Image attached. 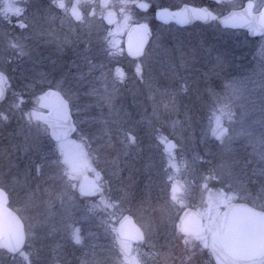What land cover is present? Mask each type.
Masks as SVG:
<instances>
[{
    "label": "rangeland",
    "instance_id": "374dc122",
    "mask_svg": "<svg viewBox=\"0 0 264 264\" xmlns=\"http://www.w3.org/2000/svg\"><path fill=\"white\" fill-rule=\"evenodd\" d=\"M82 1H87L89 23L97 28L94 34L103 41L106 55L92 61L80 91L70 88L68 82L63 87L69 92L78 127L63 145L79 153L83 162L69 179L64 161L70 157L62 154L61 142L52 139L47 124L36 118L40 110L37 91L45 86L58 89L53 84L67 77L57 72L49 76L56 67L41 66L39 52L45 49L41 32L26 27L15 32L5 19L6 6L21 7L22 0H0V71L8 77L7 95L0 103V113L8 117L0 118V187L25 221L27 232L23 247L27 256L10 254L0 246V264H128L116 231L125 214L132 215L145 233L142 242L132 244L131 256L137 264H214L203 243L189 239L186 244L185 237L176 233L170 209L181 203H172L169 188L175 179L184 182L180 199L185 205L209 206L210 192H223L232 201L245 189L243 193L253 192L255 199L264 198L262 183L257 187L244 175H264V144L260 143L264 139V35L248 39L245 31L220 29L215 22H198L179 30L174 24L158 21L152 10H138L135 0ZM144 1L153 8L206 4L222 13L242 7L247 0L214 4ZM254 1L256 10L264 4V0ZM39 2L27 0L28 27L31 22L36 24L31 12L40 10ZM44 2V11L52 3L56 11L68 12L65 0L64 9L53 0ZM74 5L83 19L82 3L76 0ZM70 7L73 21V5ZM110 7L123 11L121 18L115 25L103 27L102 15ZM10 14L15 15L8 11ZM136 20L149 24L151 42L142 58L130 62L133 59L124 55V38ZM164 36L178 45L162 50ZM191 39L192 43L197 39L194 49ZM45 45L49 43L45 41ZM191 61L195 67L189 65ZM119 65L123 66L120 71ZM163 77L169 80L165 85ZM222 105H228L232 113L231 119L223 120L228 126L223 142L211 137L213 113ZM30 113H35L31 119ZM1 127L10 130L7 135ZM129 135L135 139L129 140ZM171 138L177 147L169 152L164 146ZM85 173L95 178L99 174L103 198L115 203L114 209L90 211L100 201L77 191ZM198 208L207 225V207ZM74 228L80 229L81 243L73 239Z\"/></svg>",
    "mask_w": 264,
    "mask_h": 264
},
{
    "label": "snow or ice",
    "instance_id": "6c2138e0",
    "mask_svg": "<svg viewBox=\"0 0 264 264\" xmlns=\"http://www.w3.org/2000/svg\"><path fill=\"white\" fill-rule=\"evenodd\" d=\"M53 3L64 9L66 5L63 0H53ZM139 7L146 8L148 5L141 3ZM250 8L252 5L249 6ZM8 11H13L17 17V25L23 29L27 27L25 21L20 17L23 16L24 9L22 7H17L14 5L6 6L4 11L5 19H8ZM72 14L75 19H81L78 14V5H73ZM247 15V12H246ZM215 18V17H213ZM127 19V17H126ZM111 22V21H110ZM146 30V26H142ZM14 47H19V45H13ZM141 71L140 67H137V72ZM121 79H123V73H119ZM6 80L3 72H0V85ZM3 96V89L0 87V97ZM35 113L29 114V119H31ZM232 113L228 105H222L219 108L218 113H213V127L211 128V137L223 142L227 129L223 126V120L225 117L231 119ZM0 118L7 120L8 117L3 113H0ZM38 118V117H37ZM66 119V117H65ZM74 129H62V134L57 137L58 141L61 142V152L66 157L64 163L68 165L65 169V174L68 175L69 179L72 178L73 172L78 170V167L83 164L81 161L79 153L71 152L63 145L64 136L67 132ZM129 140H134L135 138L129 135ZM261 144H264V139H261ZM210 151V149L208 150ZM86 166V165H85ZM100 177L99 174L96 175L94 181L90 182L88 190L81 186V195H101V201L98 204L93 205L90 211L97 208H115L116 204L109 202L103 198V189L100 187ZM206 187V185H205ZM172 200L175 202L183 203L180 199L178 193H182L184 190L176 185H173L172 189ZM232 197L223 193L217 192L215 194H209V208L208 215L209 221L207 225H202L199 221H195L194 226H191L190 215L185 213L183 217L180 218L177 228L180 232L185 234V243H189L190 238H194L203 243L205 248L211 250L215 255L218 264H264V212H256L254 209H244L242 211L233 210L230 213H225L223 216L217 212L215 216H212V212L215 208L220 205L225 207H231ZM7 194L3 189H0V229H2L5 215L9 218L12 217L11 212H7L6 209ZM129 218L124 217L121 220V227L118 230V238L121 247V251L125 254V259L128 264H137L134 257L131 256L132 244L134 241L142 239L143 234L137 229L135 233L128 230L125 225V221ZM0 237H2V231H0ZM73 239L76 243H81L82 237L80 235V229H73ZM25 243V234L22 228L16 232L9 240L6 242L0 239V246L8 248L11 252H19L21 256L26 257L27 254L23 252V246Z\"/></svg>",
    "mask_w": 264,
    "mask_h": 264
},
{
    "label": "water",
    "instance_id": "95a60500",
    "mask_svg": "<svg viewBox=\"0 0 264 264\" xmlns=\"http://www.w3.org/2000/svg\"><path fill=\"white\" fill-rule=\"evenodd\" d=\"M220 2L221 0H214ZM141 3H145L148 6L146 8L139 7ZM252 5L250 8L249 6ZM135 6L141 10H147L149 8V4L144 0H137L135 2ZM247 12V15H246ZM155 17L158 21L163 23H176L180 26H190L197 21L202 23H210L214 20H217L222 27L225 28H234V29H243L246 30L251 37L260 36L264 34V5L260 8V10L255 11V2L253 0H247L245 5L240 9H232L225 13L224 15L219 16L213 10H211L207 6H195L192 4H184L179 9H170L168 7L157 8L155 10ZM215 17V18H213ZM119 19V14L115 9H108L104 13V20L108 25L115 24ZM111 21V22H110ZM142 26H146L143 28ZM150 29L149 24L142 23H134L127 31L125 36V47L127 53L132 57H139L143 54L144 49L146 48L149 35L148 31ZM2 72V71H0ZM4 73V72H3ZM6 80L3 82L0 87L3 89V96L0 97V101L3 100L6 96V87L5 84L7 82V75L4 73ZM39 106L49 109L48 112L39 111L36 118L38 121L46 122L50 126L51 136L55 141H58L57 137L62 134V129H74L67 132L64 139H67L71 136V134L75 131L76 127L72 120V115L70 112V108L68 106L67 101L64 99L60 91L50 88L47 89L39 99ZM66 117V119H65ZM224 128L228 130L226 125H223ZM228 133V131H227ZM227 133L225 137L227 136ZM63 139V140H64ZM177 147V144L174 139H170L164 146L166 151H173ZM95 177L89 173H85L81 179L79 180L77 191L81 194V186L85 187L87 191L90 182L94 181ZM178 186L179 188L184 189V183L181 180H175L171 186ZM101 187V184H100ZM0 189H2L0 187ZM5 192V191H4ZM180 193H178L179 195ZM95 195H83L88 197H93ZM172 196V191H171ZM8 196L6 201V209L7 212H11L12 217L9 218L7 214L5 215L4 223L2 226V239L3 241L9 240L16 232H18L21 228L25 234V243L27 239L26 227L21 216L8 205ZM231 207H224L220 216H223L225 213H230L233 210L242 211L244 209H254L256 212H264V210L257 208L250 203L244 201H232ZM190 215L191 226H194L195 221H199L200 224L204 225L202 217L193 209L186 210ZM185 212V213H186ZM183 214V216L185 215ZM124 217H128L129 219L125 221V225L129 231L135 233L138 229L140 233L143 234V238L134 241L133 243H140L145 239V233L143 229L138 225L135 221L134 217L130 214H125L118 222L116 231L118 234V230L121 227V220ZM184 234V233H183ZM24 243V245H25ZM3 247V246H1ZM24 247V246H23ZM5 248L7 251L8 248ZM210 250V249H209ZM10 253H16L11 252ZM211 252V250H210ZM213 260L215 264H218L215 255L211 252Z\"/></svg>",
    "mask_w": 264,
    "mask_h": 264
},
{
    "label": "flooded vegetation",
    "instance_id": "af4514ba",
    "mask_svg": "<svg viewBox=\"0 0 264 264\" xmlns=\"http://www.w3.org/2000/svg\"><path fill=\"white\" fill-rule=\"evenodd\" d=\"M44 1L45 0H40V2L38 4L39 7H40V10H34V11L31 12V16L34 13L36 15L35 18L32 17V20L36 24L31 22V25L29 27L27 26L26 29L28 30L30 28L31 29L36 28L35 30H37L38 33L41 32L42 35H41L40 38L43 39L44 46H45L44 47L45 49H44L43 53H45V55H48L47 58L48 57L51 58V61L55 62L56 61L55 57L59 58L60 61H62L63 59L65 60L66 56H67V54L69 52L70 59L68 60V64L72 60V62H71L72 66L67 68V72L68 73H65V74L66 75L68 74V76H70L73 79L72 83L75 81L74 82V89L76 90L77 87H78V90L80 91L83 88L82 87L83 81L86 80L87 76L89 75V73L91 72V69H92V52H91L92 24L89 23L90 20L88 19V13H90V11L88 12V9H87V7H88V4H86L87 1L77 0L79 3H82V5L80 6V10L83 13V15H85V16H84L83 19H79V20L75 19L73 21H72V18H71V12H69V11H70V8H71L70 6L74 5L76 0H65V3L69 5L68 12H61V10L56 11L52 7L53 6L52 3H50L51 8L49 9V11L48 12L44 11V9H43V7L45 5ZM207 1L210 2V3H213V4L214 3H219V2H216V1H213V0H207ZM184 4H192V3H184ZM204 5H206V4H202L201 6H204ZM26 6H27V0H22L21 7L24 9V13H23V16L20 17V18L21 19L24 18V21H25V23L27 25V19H29L28 18L29 17V13H28V9L26 8ZM149 6H150V4H149ZM108 9H115L118 12V14H119L118 21H119L123 11H121V10L119 11V9L114 8V7L107 8L106 10H108ZM148 10H152V12L154 14V11H153L154 8L153 7H149L146 11H148ZM8 17H9L7 19L8 20V24L13 26V28L15 29V32L22 31L21 29H19V26L16 23V21H17L16 15L10 14ZM61 17H65V18H63L62 22H61V19H60ZM101 21H102V26L103 27L112 26V25H108L105 22L104 15H102V20ZM72 32H74V33H72ZM45 41H46V43H49L48 46L45 45ZM56 41H59L57 43H59V45H61L63 47L60 50H58L57 52L54 49V43ZM150 42H151V40L149 39V42H148V44H147L142 56L138 57V58H135V59L131 60L130 62H133V61H136L139 58H142L147 53V51L149 49V46H150ZM66 46H69V51H68V49L66 50V48H64ZM51 48L53 49L52 51H50ZM110 54H112V53H110ZM124 55H126L129 59H132L130 56H128L126 54L125 44H124ZM54 58H55V60H54ZM42 62L46 66L47 60H46L44 54H43ZM57 62H58V64L60 63L58 61V59H57ZM123 62L125 63V61H123ZM122 68H123V66L119 65V69L118 70L120 71V70H122ZM125 69H126V67H125ZM58 76H60V75H58ZM77 78L80 79L79 80L80 84H78ZM141 79H143V78H141ZM64 98H65V100L67 101V103H68V105L70 107L72 120H73V122L75 124V127H76L75 132L71 136V137H74L76 132H77V130H78V127H77L76 121H75V119L73 117V114H72V106H71V103H70V99L65 94H64ZM2 101H0V103ZM1 128H3V127H1ZM3 129L5 130V134L6 135H7V132L10 131V130H8L6 128H3ZM1 144H2V142H1ZM6 149H8V147H6ZM6 149H5V151L8 152ZM5 159H6V157H5ZM184 188H185V184H184ZM182 193L179 194V197H181ZM169 197H170V200L172 201V203H174L175 201H173L172 198H171L172 197L171 196V185H170V188H169ZM88 198L90 200H92V201H95V200L101 201V197L99 196V194L97 196H95V197H88ZM175 203H177V202H175ZM200 206L207 207L206 211L209 208V206L206 205V203L202 204V205L201 204H199V205H197V204L196 205L181 204V205H178V206H174L173 208L170 209L171 211L173 209V213H171V211H170V214H172L171 218H172L173 223H175L176 225L179 224L180 218L183 217V214L186 212V210L193 209L197 213H199V215L202 217L204 225H205L204 215L201 214V212L199 211V208H198ZM223 208H224V206H222V208L218 207L216 212H213L211 215L215 216L217 212L220 214L221 211L223 210ZM151 211H152V209H151ZM175 231H176V233L179 236L185 237V235L182 232H180L176 226H175ZM190 239L194 243H197V244L201 243L202 244V242L199 241V240H196L194 238H190ZM207 250H208V248H207ZM205 251H206V248H205Z\"/></svg>",
    "mask_w": 264,
    "mask_h": 264
},
{
    "label": "trees",
    "instance_id": "16d2710c",
    "mask_svg": "<svg viewBox=\"0 0 264 264\" xmlns=\"http://www.w3.org/2000/svg\"><path fill=\"white\" fill-rule=\"evenodd\" d=\"M205 1H207V0H204L203 2H205ZM99 2H103V0H99ZM118 3H119V6H122V4H120V2L118 1ZM102 4V3H101ZM110 4V3H109ZM222 13H224V12H222ZM139 20H136L135 22H138ZM215 23H217V22H215ZM196 24V23H195ZM197 24H198V22H197ZM218 24V23H217ZM203 25V24H202ZM204 25H210V24H204ZM179 30H180V28L181 27H178V26H176ZM218 27L220 28V29H223V28H221V26L218 24ZM35 29L36 28H34V30L32 29L31 31H35ZM181 29H183V28H181ZM97 30V28H94V27H92V31H91V52H92V61L93 60H95L97 57H100V56H105L106 55V50H105V46L103 45V41H101L100 39H99V37H97L96 36V34H94V32H97L96 31ZM245 33V36L248 38V39H258V38H260V37H250V36H248L247 35V33L246 32H244ZM185 35V34H184ZM63 37V36H62ZM60 38V37H59ZM98 38V39H97ZM72 40V39H71ZM193 40H195V38L193 39ZM196 41H197V39H196ZM195 41V42H196ZM59 42V41H58ZM162 42H163V45H161V47H162V50L164 49V48H166V49H171L172 47H174L175 45H178L174 40H171V38L169 37V36H164V37H162ZM162 42H161V44H162ZM189 42V40L187 41V43ZM194 42V41H193ZM192 43V39L190 40V46L191 47H193V49L195 48V45H196V43ZM191 43H192V45H191ZM183 46H184V44H182ZM182 46V47H183ZM190 46H189V48H190ZM61 48H63L61 45H59V43H55L54 44V49L56 50V52L58 51V50H60ZM64 48H66V50L68 49V51H69V46H66V47H64ZM175 48V47H174ZM158 49H160V47L158 48ZM53 49L51 48L50 49V51H52ZM158 52V54H159V51H157ZM174 52V51H173ZM40 57L41 58H43V51L41 50L40 52ZM161 53H163V52H161ZM161 53H160V57H161ZM176 55H178V53H176ZM51 56V55H50ZM127 57V56H126ZM197 57H199L198 55H197ZM58 59V58H57ZM70 59V57H69V52H68V54H67V56H66V59L64 60H62L59 64H58V62H57V60L55 61V62H53V61H51V58H46V60H47V64H46V66L43 64V62H42V65L41 66H45L46 67V69L47 68H52V67H56V68H54V70H52V71H54V72H50L49 73V76H52L53 74H56V72L58 73V75H61V74H64V77H67V79L66 80H64L62 83H60V84H57L56 82L53 84V87H57L58 89H60L66 96H68L69 95V92L68 91H66V89L65 88H63L64 87V84H66L67 82V84H68V86L70 87V88H72V89H74V82L72 83V81H73V79L70 77V76H68V74L66 75L65 73H68L67 72V68L69 67V64H68V60ZM126 59V58H125ZM127 59H129V58H127ZM191 63H193L191 66L192 67H195L196 66V63L195 62H193V61H191V62H189V65L191 64ZM48 66V67H47ZM58 66V67H57ZM162 74H165V73H162ZM166 75V74H165ZM162 77V76H161ZM51 78V77H50ZM167 77H163L162 79H161V81H162V83H164V85H165V80H168V79H166ZM176 78V77H175ZM56 79V78H55ZM57 80V79H56ZM169 81V80H168ZM78 84H80L79 83V81H78ZM52 86V85H51ZM47 87H49V86H45L42 90H39V91H37V93H38V95H40V93L44 90V89H46ZM76 90H78V87H77V89ZM37 97V96H36ZM263 116V118L262 119H264V114L262 115ZM249 180L250 179H252L253 180V182L254 183H257V187L262 183V186H264V183H263V181H264V179H262L263 177H264V175H262V174H260V175H255V174H249V175H246V174H244ZM248 180V181H249ZM259 184V185H258ZM244 186L245 187H247L248 189H252V188H255V185H249V186H247V185H245L244 184ZM246 188V189H247ZM244 189V188H243ZM243 192H245V189L242 191V195L240 196V197H238V198H235L236 200H244V201H247V202H249V203H251V204H253V205H255V206H257V207H260V208H262V209H264V201H263V199L264 198H262L261 200H258V199H255V193H253V192H250V191H248L250 194H246V193H243ZM244 194H246V195H248L247 197L245 196H243ZM263 202V203H262ZM11 206V205H10ZM13 209H14V207L13 206H11Z\"/></svg>",
    "mask_w": 264,
    "mask_h": 264
}]
</instances>
